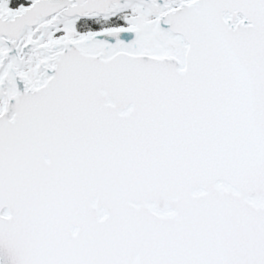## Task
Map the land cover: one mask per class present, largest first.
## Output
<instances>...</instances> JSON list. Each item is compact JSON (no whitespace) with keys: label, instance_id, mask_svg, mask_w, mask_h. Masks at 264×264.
<instances>
[{"label":"snow or ice","instance_id":"6c2138e0","mask_svg":"<svg viewBox=\"0 0 264 264\" xmlns=\"http://www.w3.org/2000/svg\"><path fill=\"white\" fill-rule=\"evenodd\" d=\"M0 264H264V0H0Z\"/></svg>","mask_w":264,"mask_h":264}]
</instances>
